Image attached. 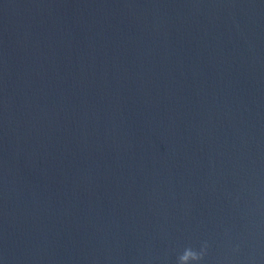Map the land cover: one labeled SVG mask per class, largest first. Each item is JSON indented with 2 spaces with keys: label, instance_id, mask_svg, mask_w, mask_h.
<instances>
[{
  "label": "water",
  "instance_id": "obj_1",
  "mask_svg": "<svg viewBox=\"0 0 264 264\" xmlns=\"http://www.w3.org/2000/svg\"><path fill=\"white\" fill-rule=\"evenodd\" d=\"M264 264V0H0V264Z\"/></svg>",
  "mask_w": 264,
  "mask_h": 264
},
{
  "label": "clouds",
  "instance_id": "obj_2",
  "mask_svg": "<svg viewBox=\"0 0 264 264\" xmlns=\"http://www.w3.org/2000/svg\"><path fill=\"white\" fill-rule=\"evenodd\" d=\"M202 255H203V249L201 250V252L198 253L191 248H186L184 250L183 255H180L178 257L177 264H184V262H186L188 259L199 261L200 259H202Z\"/></svg>",
  "mask_w": 264,
  "mask_h": 264
}]
</instances>
